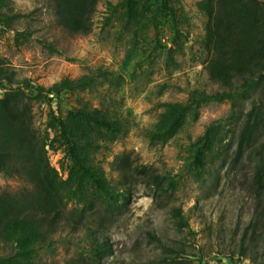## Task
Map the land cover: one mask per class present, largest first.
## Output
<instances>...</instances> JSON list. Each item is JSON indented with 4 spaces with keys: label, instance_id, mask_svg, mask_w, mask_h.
<instances>
[{
    "label": "rangeland",
    "instance_id": "374dc122",
    "mask_svg": "<svg viewBox=\"0 0 264 264\" xmlns=\"http://www.w3.org/2000/svg\"><path fill=\"white\" fill-rule=\"evenodd\" d=\"M200 1L97 0L83 34L58 22L53 0H1L0 96L15 88L39 95L30 99L32 126L60 180L73 149L114 189L109 198L85 184L89 206L65 196V222L34 252L20 256L0 242L11 264H264V192L253 181L261 141L235 153L249 100L241 107L191 100L221 89L205 69L208 18ZM81 76L89 84L41 90ZM166 102L188 104L169 137L157 125ZM210 124L219 126V141L194 160ZM122 153L130 168L165 174L174 188L161 191L136 175L123 199L115 163ZM26 188V180L0 172V192ZM176 208L187 226H178ZM79 212L83 220L71 225ZM104 239L111 252L97 258L94 244Z\"/></svg>",
    "mask_w": 264,
    "mask_h": 264
},
{
    "label": "trees",
    "instance_id": "16d2710c",
    "mask_svg": "<svg viewBox=\"0 0 264 264\" xmlns=\"http://www.w3.org/2000/svg\"><path fill=\"white\" fill-rule=\"evenodd\" d=\"M58 22L71 33H87L90 30V15L97 0H53ZM1 2V0H0ZM199 7L207 15L204 47L208 54L205 64L209 78L221 87L211 93L192 97L194 102L228 100L232 107H241L249 100L248 109L242 113L243 122L235 153L256 142L260 146L254 163V185L264 192V0H201ZM21 34V33H19ZM17 38V36H16ZM5 74L0 66V81ZM88 76L76 79L62 78L43 91L59 92L76 86L89 84ZM20 88L9 89L0 96V172L26 180L30 188L17 193L4 190L0 192V242H11L15 254L25 255L38 247L50 243V235L62 224L66 206L64 197L77 199L89 206L85 184H92L101 195L111 198L114 189L104 176L77 159L71 149L74 162L65 180L58 178L50 166L44 151L43 139L32 126L30 99ZM157 121L163 137L171 136L181 125L187 103L166 102ZM240 112H242V109ZM105 125L110 123L103 119ZM219 126H206L202 135L197 137L192 156L201 158V151L211 148L219 141ZM262 139V140H261ZM127 155L116 156V170L121 177L120 184L127 199L133 177L143 175L156 189L170 192L175 182L165 174H159L145 165L130 168ZM85 210V209H84ZM178 226H187L179 209H174ZM72 219L76 226L83 220L79 212ZM96 241V240H95ZM94 253L97 258L111 252L109 242H95ZM9 257L0 255V264H11Z\"/></svg>",
    "mask_w": 264,
    "mask_h": 264
}]
</instances>
